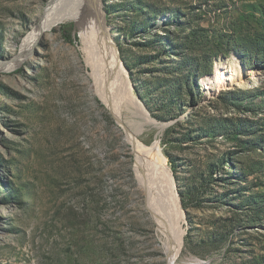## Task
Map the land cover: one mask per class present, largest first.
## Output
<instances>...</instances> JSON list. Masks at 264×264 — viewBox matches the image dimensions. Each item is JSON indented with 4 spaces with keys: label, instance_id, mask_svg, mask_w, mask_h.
<instances>
[{
    "label": "rangeland",
    "instance_id": "rangeland-1",
    "mask_svg": "<svg viewBox=\"0 0 264 264\" xmlns=\"http://www.w3.org/2000/svg\"><path fill=\"white\" fill-rule=\"evenodd\" d=\"M48 1L0 0V264H168L138 187L128 128L163 157L184 211L176 264H264V55L224 51L230 23L237 41L261 45L264 0H98L129 75L123 83L115 76L96 83L73 21L35 37L24 57ZM143 2L189 13L201 62L212 57L207 75L235 55L242 82L205 91L202 75L192 98L169 95L170 60L179 58L148 43L168 31L169 14L161 12L160 28L132 31ZM63 27L72 28V43ZM245 95L254 112L238 113L227 99ZM135 111L156 128L133 124ZM216 122L248 132L233 140ZM188 229L202 243L197 254L185 246Z\"/></svg>",
    "mask_w": 264,
    "mask_h": 264
},
{
    "label": "bare ground",
    "instance_id": "bare-ground-1",
    "mask_svg": "<svg viewBox=\"0 0 264 264\" xmlns=\"http://www.w3.org/2000/svg\"><path fill=\"white\" fill-rule=\"evenodd\" d=\"M98 4V0H49L39 20V25L34 27L33 32L25 40L28 53L23 54L24 57L31 55V43L35 37L63 21H73L80 34V48L84 61L88 67L94 70L95 73L91 76L96 83L101 77L109 78L110 76L122 80V83L128 80L129 75L123 69L120 58V63L118 61L119 53L111 40L110 32L105 26L103 14ZM242 72L239 59L233 55L230 59L219 62L217 70L202 80L203 88L205 91L220 89L221 87L229 89L233 83L242 82ZM99 90L103 95V100L106 101L104 91ZM138 112L135 111L138 121H133V124L138 122L142 128L143 122L144 125L156 126L155 123L147 119L146 113L139 114ZM126 132L127 142L131 143L132 153L135 157L134 171L139 190L146 197L147 209L157 233L161 235L162 249L168 264H176L181 253L180 239L183 234L181 229L183 213L173 192L172 184L166 179L168 173L165 161L163 157L135 139L129 128L126 129ZM149 163L150 165L151 163L155 164L156 169L153 168V172L150 170ZM159 170H162L164 178L160 176Z\"/></svg>",
    "mask_w": 264,
    "mask_h": 264
},
{
    "label": "trees",
    "instance_id": "trees-1",
    "mask_svg": "<svg viewBox=\"0 0 264 264\" xmlns=\"http://www.w3.org/2000/svg\"><path fill=\"white\" fill-rule=\"evenodd\" d=\"M143 7H145V13H143V19L139 21L138 25L133 26V30L139 28V26L143 27L144 32H148L151 28H160V22L158 19L163 17L164 14L161 12H165V10H159L156 6L147 5L143 2ZM168 11L169 16L164 20L163 25L165 35H156L154 40H149L150 43L156 42L158 46L165 49L167 54H174L175 58H179V60L171 59L170 63H172V69L168 72V75L173 76L174 79L169 84L173 85V88L169 91V95L171 96H189L192 98L194 94L192 93V88H196V81L202 75H207L211 71L212 57L207 56L204 63L201 62L200 46L203 45L202 38L198 36L197 31H195L190 24L187 23L188 14H179L178 11L175 10H166ZM166 13V12H165ZM191 14V13H190ZM139 16V15H137ZM173 27V28H172ZM191 28V31H186L187 28ZM228 29L231 32L230 37L224 41V51L229 52L231 50H236V52H241L243 49L246 50L252 57H262L264 55V40L261 42L260 46L249 47L247 46V41L241 43L237 41L235 38L236 27L235 24L230 23ZM62 37L65 41L72 43V28L71 27H63L62 29ZM202 30V29H200ZM240 32V31H239ZM207 43H210V39L207 37ZM253 42V41H252ZM251 44V43H248ZM183 86V93H174L173 89H181ZM240 94V93H239ZM246 97L243 99H232L229 96L227 102L230 103L238 113H242L246 110L250 112H254V109H250L249 104L246 106L243 105L242 101L247 100L249 95H245ZM185 103V101H183ZM236 122H241L240 118L236 119ZM215 126L218 130L223 132H227V134H232L230 136L231 139L237 140V137L243 135L244 132H248V129H240L239 125H234V128H230L227 125H223L220 123H215ZM246 134V133H245ZM176 172L175 168L173 169ZM181 196V193H180ZM262 202V201H259ZM181 204L184 209L187 208V204L184 202L183 197L181 196ZM212 245V244H211ZM185 246L191 247V250L194 251L195 254L198 253L197 249L202 247V243L194 244L192 239L191 229H188L187 235L185 237Z\"/></svg>",
    "mask_w": 264,
    "mask_h": 264
},
{
    "label": "water",
    "instance_id": "water-1",
    "mask_svg": "<svg viewBox=\"0 0 264 264\" xmlns=\"http://www.w3.org/2000/svg\"><path fill=\"white\" fill-rule=\"evenodd\" d=\"M123 66V65H122ZM123 69H124V67H123ZM125 70V69H124ZM183 214H184V211H183Z\"/></svg>",
    "mask_w": 264,
    "mask_h": 264
}]
</instances>
